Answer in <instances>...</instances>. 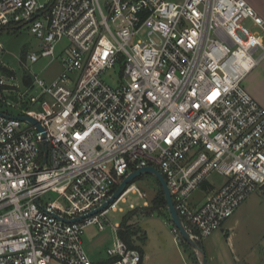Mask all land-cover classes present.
Instances as JSON below:
<instances>
[{"label":"built area","instance_id":"obj_1","mask_svg":"<svg viewBox=\"0 0 264 264\" xmlns=\"http://www.w3.org/2000/svg\"><path fill=\"white\" fill-rule=\"evenodd\" d=\"M23 25L39 50L22 68L49 58L60 70L18 77L0 58V90L18 111L0 110V264H94L85 228L116 235L108 211L145 193L134 181L88 214L144 166L165 179L194 241L264 195V106L243 84L264 58V18L248 0H0V35ZM197 188L205 197L191 205ZM106 253L141 261L117 235Z\"/></svg>","mask_w":264,"mask_h":264},{"label":"rangeland","instance_id":"obj_2","mask_svg":"<svg viewBox=\"0 0 264 264\" xmlns=\"http://www.w3.org/2000/svg\"><path fill=\"white\" fill-rule=\"evenodd\" d=\"M39 2H46L47 0H38ZM248 2L255 8V10L264 18V0H248ZM244 25L251 27L252 23L250 19L244 21ZM255 29V28H253ZM0 41L4 47L2 53H0V58L8 66H10L16 72L17 76L20 77L24 72L35 73L41 75V77L46 80L53 79L59 72V63L57 60L50 61L49 58L40 59L38 62L30 63L26 61L27 68H22V62L24 61V56L27 52H37L39 50V40L35 38L28 30L27 25H23L16 30H3L0 35ZM67 44V39H63L57 45V52H59L61 46ZM10 94V93H9ZM5 92L0 90V110H7L10 113H17L16 109L9 107L11 101L9 99L15 100L13 97L4 96ZM9 98V99H7ZM208 180L213 185H219L224 181V177L216 172H212ZM136 186L145 193L143 198H140L136 193L129 192L122 199H119L115 207L108 211L107 216L111 223H120L123 217L128 216L129 211L134 210L135 213L128 219V224L134 223L135 228L140 230L141 227L147 232L145 237L148 238V244L153 242H166L168 246L172 247V252H175V244L177 239L174 238L172 229L174 224L168 220V218H163L157 213L152 216H147L144 214V207L150 206L153 198L156 196L160 189L157 178L153 174L145 173L141 178L135 181ZM56 197L54 192H49L43 200L46 201L48 198L53 199ZM205 197L204 189H195L191 196L189 197V202L191 205L198 204L202 202ZM145 203L147 205H145ZM169 213V212H168ZM170 216V215H169ZM230 222L237 221L233 230L229 231L234 240L236 239H247L254 240L264 236V195L260 193H252L249 195L241 205L236 209L234 214L229 218ZM228 221V220H227ZM209 239L217 237H222L221 232L216 230ZM214 238V240L217 239ZM113 240V241H112ZM115 240V233L106 227L105 230H98L97 226L89 225L85 228L82 241L85 249L89 253L90 257L95 260L96 258H108L106 249L112 245ZM181 242H179L180 244ZM183 248H186L183 243ZM180 248V245L177 247ZM182 248V249H183ZM202 248V247H200ZM239 249L242 246H238ZM219 249L224 250L225 246H219ZM186 252V249H184ZM194 256L201 257L199 250H195ZM224 253V252H223ZM259 256V254H258ZM186 259L190 264H196L188 256ZM207 262V261H206ZM49 264H61L56 261H52ZM239 264V263H238Z\"/></svg>","mask_w":264,"mask_h":264},{"label":"crops","instance_id":"obj_3","mask_svg":"<svg viewBox=\"0 0 264 264\" xmlns=\"http://www.w3.org/2000/svg\"><path fill=\"white\" fill-rule=\"evenodd\" d=\"M243 84L246 90L264 106V58L248 72ZM236 223L237 221L230 222L228 219L218 230L223 235L222 237L215 236L214 238L217 237L216 240L214 238L209 239L212 234L217 232L215 231L201 240L207 264H264V236L256 241L255 239L234 240L229 231L233 230ZM141 229L145 234L147 233L143 227ZM179 242L181 243L179 244ZM176 243L178 246L180 245V248H177L178 246L175 244L176 250L172 252V247L168 246L166 242H157L156 244L151 242L148 244V238L146 237L143 244L139 243L143 248V256H141L139 264H190L186 259L187 254L196 264H202V256H190V252L182 247L181 239ZM221 245L225 246L224 250L219 249ZM238 246H242V248L239 249ZM184 249H186V252ZM195 254L197 255L194 252ZM93 262L94 264H111L110 259L102 257L96 258Z\"/></svg>","mask_w":264,"mask_h":264},{"label":"water","instance_id":"obj_4","mask_svg":"<svg viewBox=\"0 0 264 264\" xmlns=\"http://www.w3.org/2000/svg\"><path fill=\"white\" fill-rule=\"evenodd\" d=\"M0 114H1V112H0ZM13 117L14 118L21 119V120H28V121L34 123L37 126V128L39 130H41V127L39 126V124L37 123V121L35 119H33L32 117H28V116H13ZM145 173L153 174L157 178V181H158V183H159V185H160V187L162 189V192H163V195H164V198H165V202H166V206H167V209H168L170 218L172 220V223L179 230V233H180L181 238L186 243H188L194 250H196V251L199 250L200 251L201 256H202V264H207V262H206V256H205L204 251L202 250V248H200L197 245V243L192 238H190L188 232L186 231V229L184 228V226H183V224L181 222V219H180L177 211L174 208L173 201H172V197H171V194L169 192V189H168V186L166 184L165 179L158 172V170L156 168H154L153 166H144V167H141V168H139L137 170H134V171L130 172L120 182V184L115 189V191L112 194V196L107 200V202H105L102 206H100L96 210H93L92 212H90L88 215L95 214V213H97V212L105 209L109 204L113 203L116 199H118L121 196V194L125 191V189L127 188V186L129 184H131L132 182H134L136 180V178L142 176ZM82 217H77V218L72 219L70 221L79 220Z\"/></svg>","mask_w":264,"mask_h":264},{"label":"trees","instance_id":"obj_5","mask_svg":"<svg viewBox=\"0 0 264 264\" xmlns=\"http://www.w3.org/2000/svg\"><path fill=\"white\" fill-rule=\"evenodd\" d=\"M141 177L142 176L136 178V180ZM143 210H144V214L147 216L149 215L152 216L154 215V213H157L159 216L163 218H168V220L171 222V218L168 213V209L166 206L165 198H164L161 187L159 191L157 192L156 196L153 198L152 202L150 203V206L144 207ZM134 213H135L134 210L129 211L128 216L122 218L120 222V227L117 230L116 234L118 238L123 240L130 248H134L138 250L140 255L143 256V248L139 243L143 244L146 238L145 237L146 234L143 230L135 228L134 223L128 224V219ZM181 241L182 243L185 244L186 249L190 252L189 255L194 256V249L188 243H186L182 238H181ZM195 241L199 247H202L201 240L197 239Z\"/></svg>","mask_w":264,"mask_h":264}]
</instances>
